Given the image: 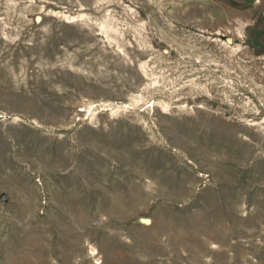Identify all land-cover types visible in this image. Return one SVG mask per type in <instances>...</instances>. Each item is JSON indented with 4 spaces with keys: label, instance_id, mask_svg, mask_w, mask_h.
Listing matches in <instances>:
<instances>
[{
    "label": "rangeland",
    "instance_id": "obj_1",
    "mask_svg": "<svg viewBox=\"0 0 264 264\" xmlns=\"http://www.w3.org/2000/svg\"><path fill=\"white\" fill-rule=\"evenodd\" d=\"M0 264H264V0H0Z\"/></svg>",
    "mask_w": 264,
    "mask_h": 264
},
{
    "label": "water",
    "instance_id": "obj_2",
    "mask_svg": "<svg viewBox=\"0 0 264 264\" xmlns=\"http://www.w3.org/2000/svg\"><path fill=\"white\" fill-rule=\"evenodd\" d=\"M3 199H5V196H3Z\"/></svg>",
    "mask_w": 264,
    "mask_h": 264
}]
</instances>
